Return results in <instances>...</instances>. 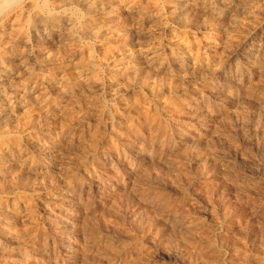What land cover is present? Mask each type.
<instances>
[{
    "label": "rangeland",
    "instance_id": "374dc122",
    "mask_svg": "<svg viewBox=\"0 0 264 264\" xmlns=\"http://www.w3.org/2000/svg\"><path fill=\"white\" fill-rule=\"evenodd\" d=\"M97 1L0 43V264H264V0Z\"/></svg>",
    "mask_w": 264,
    "mask_h": 264
},
{
    "label": "bare ground",
    "instance_id": "6f19581e",
    "mask_svg": "<svg viewBox=\"0 0 264 264\" xmlns=\"http://www.w3.org/2000/svg\"><path fill=\"white\" fill-rule=\"evenodd\" d=\"M171 1V0H170ZM224 1H230V0H224ZM101 2V1H100ZM104 2V1H103ZM204 2V1H203ZM178 3V2H177ZM205 4H207L206 2H204ZM202 3V4H204ZM215 3V2H214ZM213 4V3H212ZM228 4V3H227ZM208 5V4H207ZM215 5V4H214ZM190 6V5H189ZM216 6V5H215ZM225 6V5H224ZM246 8V7H245ZM16 9V12L15 13H12V11L8 12L7 14H0V43L3 42V41H6L7 39L8 40H11V42H13L15 44V42L21 40V39H28L30 36L31 38L33 37V39H35L37 42H39V39H40V36L41 35H44V36H47V37H50L53 33L56 32V30L60 29L62 26H65V28L68 30L70 36L75 39V40H80V39H85V38H89L87 36L89 35H93L95 36H99L101 37V29L99 27H101V25L98 27L99 30H96L95 27L93 28V25H94V21L96 19V16H99V14H97L98 12V1L97 0H21V2L19 3L18 7L15 8ZM209 9V8H208ZM145 10V9H144ZM213 10V9H212ZM217 10V9H216ZM202 11V10H201ZM214 11V10H213ZM183 12V11H182ZM146 13V12H144ZM143 13V14H144ZM217 14V13H215ZM183 15V14H182ZM185 16V15H184ZM183 18H186L184 17ZM210 16V15H209ZM101 17V16H100ZM99 17V18H100ZM220 18V17H219ZM72 19V22L69 24L67 23L68 21H71ZM189 19V18H188ZM229 19V18H228ZM182 20V19H181ZM185 20V19H183ZM182 20V21H183ZM63 22L66 24H63ZM185 22V21H184ZM98 24H101L98 23ZM229 25V24H228ZM239 25V24H238ZM184 27V26H183ZM63 28V27H62ZM104 28V27H103ZM194 29V28H193ZM93 30V31H92ZM42 33H41V32ZM7 38V39H6ZM71 38V39H72ZM93 38V37H92ZM103 38V37H102ZM6 39V40H5ZM34 41V40H33ZM208 42V41H207ZM114 43V42H113ZM131 43V42H130ZM4 44V43H3ZM192 44H195V43H192ZM191 44V45H192ZM199 44V43H197ZM196 44V45H197ZM2 44H0V47H1ZM13 45V44H12ZM82 45V44H81ZM211 45V44H210ZM3 46V45H2ZM26 46V45H25ZM105 46V54L108 55V54H111L112 53V50H110V48H108L106 45ZM193 46V45H192ZM208 46V45H207ZM214 46V45H213ZM11 47V46H10ZM16 47V46H15ZM22 47V46H21ZM89 47V46H87ZM195 47V46H194ZM81 48V47H80ZM90 48V47H89ZM88 48V49H89ZM93 48V47H92ZM11 49V48H10ZM12 49L13 46H12ZM73 49V48H72ZM87 49V51H88ZM94 49V48H93ZM99 49V48H98ZM1 50V49H0ZM84 50V49H83ZM86 50V49H85ZM72 51V50H71ZM82 51V50H81ZM102 51V50H101ZM1 52V51H0ZM14 52V51H13ZM78 52V51H77ZM86 52V51H85ZM89 52V51H88ZM91 52H94V51H91ZM47 53V52H46ZM90 53V52H89ZM88 54V53H87ZM5 55V54H4ZM26 55V54H25ZM94 55V54H93ZM93 55L90 53L88 54V56L85 54V60H83L82 58H79L78 59L80 60L81 63L83 64H88V65H91L93 68H97L96 67V62L94 61V57ZM121 55V54H120ZM119 55V56H120ZM45 56V55H44ZM47 56V55H46ZM78 56V55H77ZM87 56V57H86ZM105 56V55H104ZM138 56V55H137ZM218 56V55H217ZM83 57V56H82ZM9 58V57H8ZM110 58V57H109ZM218 58V57H217ZM7 59V58H6ZM5 59V60H6ZM37 60L40 62H43L44 61V57H37ZM76 60V59H75ZM79 60H76L78 63H79ZM8 61V60H7ZM4 57L2 58V55L0 53V78L4 77L8 72V69L9 67L7 68H4L6 67L4 65ZM216 62V61H215ZM7 63V62H6ZM62 63V62H61ZM75 63V62H74ZM99 63H101L99 61ZM8 64V63H7ZM55 64V63H54ZM53 64V65H54ZM57 64V63H56ZM55 64V65H56ZM76 64V63H75ZM70 65V64H69ZM127 65V64H126ZM41 66V65H40ZM43 66V65H42ZM80 66V65H79ZM83 66V65H82ZM98 66V65H97ZM119 66V65H118ZM134 66V65H133ZM45 67V66H44ZM65 67V65L63 66ZM100 67V65L98 66V68ZM135 67V66H134ZM133 67V68H134ZM24 68V67H23ZM47 68V67H46ZM56 68V67H55ZM45 69V68H44ZM212 69V68H211ZM122 70V68H121ZM127 69H125L126 71ZM213 70V69H212ZM42 70L39 69L37 72L35 73H31L29 74V76L31 75V79H37L38 76L41 74ZM82 71V70H81ZM116 71H117V68H116ZM120 71V70H119ZM128 71V70H127ZM126 71V72H127ZM133 71V70H132ZM134 71H136V69H134ZM74 72V71H73ZM125 72V73H126ZM212 72H215V71H212ZM40 73V74H39ZM43 73V72H42ZM114 73V72H113ZM130 73V72H129ZM128 73V74H129ZM160 73V72H159ZM210 73V72H209ZM127 74V75H128ZM199 74V73H198ZM44 75V74H43ZM42 75V76H43ZM125 75L124 72H116L114 73V76L116 78L120 77V76H123ZM174 75V74H173ZM41 76V75H40ZM39 76V77H40ZM17 77V76H16ZM95 77V76H93ZM127 77V76H125ZM15 78V77H14ZM27 78V77H26ZM30 78V77H28ZM106 78V77H105ZM137 78V77H136ZM142 78V77H141ZM146 77H144L145 79ZM40 79V78H39ZM44 79V78H43ZM138 79V78H137ZM142 79V80H144ZM3 81V80H2ZM143 84V83H142ZM151 84V83H149ZM158 84V83H157ZM4 86V85H3ZM5 88V87H4ZM7 88V87H6ZM23 88V87H22ZM69 88V87H68ZM13 89V88H12ZM29 90V89H28ZM45 90V89H44ZM83 90V89H82ZM160 90V89H159ZM59 91V90H58ZM57 91V92H58ZM81 91V90H80ZM158 91V90H157ZM11 93H13L11 91ZM63 93V92H62ZM60 93V94H62ZM72 93V91H71ZM4 94V93H3ZM2 94V91H1V88H0V123L1 121L4 122L3 117L4 116L3 114L5 113L6 114V107L5 109L3 108L4 106V98L6 97L5 95ZM57 95L55 96L51 102V107H54V106H57L58 103L60 104V100H61V95ZM13 95V94H12ZM69 95V94H68ZM63 97V95H62ZM72 97V96H71ZM67 98V97H66ZM134 100V99H133ZM121 102V101H120ZM134 102V101H133ZM138 102V101H137ZM21 103V102H20ZM19 103V104H20ZM141 103V102H140ZM180 103V102H179ZM83 104V103H82ZM120 104V103H119ZM135 104V103H134ZM165 104V103H164ZM171 104V102H170ZM130 105V104H129ZM133 104H131L132 106ZM141 105V104H140ZM144 105V104H143ZM169 104H167L166 106V111L170 113V110H172L173 107L171 106H168ZM135 106V105H134ZM138 106V104H137ZM99 107V106H98ZM130 107V106H129ZM138 108V107H136ZM165 108V107H163ZM162 108V110H163ZM28 109V107H27ZM138 109H141L140 106ZM7 110V109H6ZM55 110V109H54ZM135 111V108L133 109ZM137 111V109H136ZM139 111V110H138ZM165 111V112H166ZM174 112L177 110H173ZM81 112V111H80ZM130 112V111H129ZM141 112V111H140ZM157 112V111H156ZM181 112V111H180ZM138 113V112H137ZM144 113V112H142ZM149 113V112H148ZM58 114V113H57ZM72 114V113H71ZM140 114V113H139ZM162 114H163V111H162ZM167 114V113H166ZM6 115H9V114H6ZM5 115V118L7 117ZM33 115V114H32ZM151 115V114H150ZM53 116V115H52ZM58 116V115H57ZM156 118H157V113H156ZM8 118V117H7ZM25 118V117H24ZM69 118V121H70V117L68 116ZM155 118V117H154ZM159 118L158 117V121H159ZM77 119V118H76ZM46 120V119H45ZM142 123L144 122H147V118L144 116L143 119H142ZM164 120V119H163ZM151 122V121H150ZM5 123V122H4ZM3 123V124H4ZM79 123V122H78ZM138 123V122H137ZM162 123V122H161ZM164 123V122H163ZM2 124V123H1ZM0 124V126H1ZM11 124V123H10ZM147 124V123H146ZM9 125V124H8ZM128 125V124H127ZM138 125H141V124H138ZM145 125V124H144ZM164 125V124H163ZM10 126V125H9ZM12 127V126H11ZM11 127L10 130H11ZM41 127V126H40ZM125 127V126H124ZM128 127V126H127ZM167 127V125H166ZM0 128H3V127H0ZM136 128V127H135ZM17 129V128H16ZM128 129V128H127ZM14 130V129H13ZM136 130V129H135ZM165 130V128H164ZM137 131V130H136ZM138 131H140L138 129ZM19 132V131H18ZM15 133V132H14ZM140 133V132H139ZM21 134V133H20ZM21 136V135H20ZM169 138V137H168ZM31 139V138H30ZM54 139V138H53ZM21 141V137H19L17 134H13V131H7V130H3L1 129L0 130V152L4 150L6 151H11L13 150V148L17 147L19 145ZM22 142V141H21ZM22 144V143H21ZM93 145V144H92ZM90 145V146H92ZM3 147V148H1ZM88 148V147H87ZM15 150V149H14ZM91 150H94V149H91ZM95 152V151H94ZM15 153V152H14ZM11 154V153H10ZM4 155V154H3ZM1 156V155H0ZM1 159V157H0ZM1 166V164H0ZM1 170V169H0ZM5 170V169H4ZM6 171V170H5ZM4 171V172H5ZM9 172V170H7ZM2 171H0L1 173ZM7 172V173H8ZM5 172V175L7 174ZM12 174V173H11ZM1 176V175H0ZM4 176V175H3ZM6 177V176H5ZM5 177L3 179H5ZM23 178L20 179V181L22 180ZM32 179V178H31ZM2 181V180H1ZM0 181V182H1ZM3 182V181H2ZM22 182V181H21ZM20 182V183H21ZM24 183H26L24 181ZM22 184V185H25V184ZM2 184V183H1ZM0 184V185H1ZM3 186V185H2ZM6 188V187H5ZM24 188V186L22 187ZM45 189V188H44ZM4 190V188L2 189ZM6 190L8 191V187L6 188ZM24 190V189H23ZM35 190V189H34ZM1 191V190H0ZM2 193H5L4 191ZM1 195V194H0ZM255 202V201H254ZM3 208V207H2ZM245 212V211H244ZM1 216V215H0ZM244 222V221H243ZM54 225V224H53ZM81 226V225H80ZM7 228V227H6ZM6 228H1L0 232H3L6 233L5 231L6 230H9V229H6ZM11 231V230H9ZM8 233V231H7ZM11 233V232H10ZM20 234V233H19ZM24 234V233H23ZM1 235V234H0ZM15 235V234H14ZM18 234L16 233V236ZM21 235V234H20ZM28 236V235H27ZM229 238V237H228ZM226 240V239H225ZM259 241V240H258ZM191 248V247H190ZM257 252H259L257 250ZM262 252V251H261ZM245 253V252H244ZM264 253V252H263ZM217 254V253H216ZM255 254V253H254ZM262 253H260L259 255H261ZM242 256V255H241ZM242 261L243 262H246V263H249L250 261V257L251 256H242ZM254 257V256H253ZM256 257V255H255ZM257 258H260L257 256ZM236 259V258H235ZM252 261V259H251ZM254 262V261H253ZM242 263V262H241ZM251 263V262H250ZM260 263V262H259ZM235 264V263H234ZM252 264V263H251ZM255 264V263H254Z\"/></svg>",
    "mask_w": 264,
    "mask_h": 264
},
{
    "label": "clouds",
    "instance_id": "9594fccd",
    "mask_svg": "<svg viewBox=\"0 0 264 264\" xmlns=\"http://www.w3.org/2000/svg\"><path fill=\"white\" fill-rule=\"evenodd\" d=\"M21 0H0V14H7L18 7Z\"/></svg>",
    "mask_w": 264,
    "mask_h": 264
}]
</instances>
